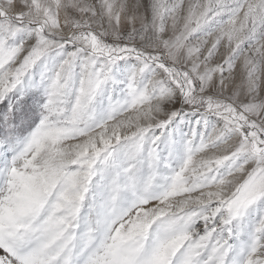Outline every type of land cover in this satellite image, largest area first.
<instances>
[{
    "label": "snow or ice",
    "instance_id": "obj_1",
    "mask_svg": "<svg viewBox=\"0 0 264 264\" xmlns=\"http://www.w3.org/2000/svg\"><path fill=\"white\" fill-rule=\"evenodd\" d=\"M0 264H264V0H0Z\"/></svg>",
    "mask_w": 264,
    "mask_h": 264
}]
</instances>
